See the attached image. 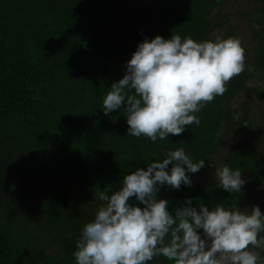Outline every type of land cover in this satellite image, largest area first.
<instances>
[{
	"label": "trees",
	"instance_id": "trees-1",
	"mask_svg": "<svg viewBox=\"0 0 264 264\" xmlns=\"http://www.w3.org/2000/svg\"><path fill=\"white\" fill-rule=\"evenodd\" d=\"M257 1L250 20L253 66L196 113L199 126L153 143L127 135L123 111L105 116L103 98L145 37L202 41L212 39L215 27L224 28V38L235 37L237 28L222 11L214 14L215 1L158 0L155 18L141 7L118 20L123 12L112 0H0V264H76L75 245L102 203L96 193L110 195L124 175L168 150L183 147L193 162L205 160L189 174L190 187L160 189L157 198L169 200L170 212L187 199L210 210L216 204L244 209L253 200L264 185V156L249 140L221 157L241 171V192L195 178L211 167L223 134L248 137L259 127L264 135V113L255 124L250 110L241 113L234 104L243 92L264 103V0ZM39 177H52V187L42 189ZM148 264L173 262L161 255Z\"/></svg>",
	"mask_w": 264,
	"mask_h": 264
},
{
	"label": "clouds",
	"instance_id": "clouds-1",
	"mask_svg": "<svg viewBox=\"0 0 264 264\" xmlns=\"http://www.w3.org/2000/svg\"><path fill=\"white\" fill-rule=\"evenodd\" d=\"M244 70L245 49L236 37H145L126 62L122 78L109 87L102 111L105 116L123 111L127 135L153 143L165 140L186 126H199L196 113L223 95L227 82ZM203 167L205 160L193 162L180 147L124 175L110 195L107 189L97 192L102 203L75 245L76 264H148L161 255L173 264H264V213L259 206L216 204L210 210L187 199L170 212L169 200L157 198L162 187H190L189 174ZM214 176L230 194L241 192L246 183L239 169L226 164Z\"/></svg>",
	"mask_w": 264,
	"mask_h": 264
},
{
	"label": "rangeland",
	"instance_id": "rangeland-1",
	"mask_svg": "<svg viewBox=\"0 0 264 264\" xmlns=\"http://www.w3.org/2000/svg\"><path fill=\"white\" fill-rule=\"evenodd\" d=\"M209 2L215 1L218 4L219 8L214 12L220 9L222 15H225L232 26L237 28L236 38L241 41L242 47L245 49V70L246 72L253 66V56L254 49L256 47V41L254 40L253 32V20L257 10L260 5L257 0H208ZM158 0H112L113 9L120 8V12H123V17L118 20L127 19L129 17H134L141 7H145L151 19L155 18L156 15V6ZM117 21V20H116ZM114 21V24L116 23ZM113 24V23H112ZM106 28L111 26V24H106ZM224 28L215 27L212 32V39L216 36L224 38ZM253 99V100H252ZM235 106L240 109L241 113L245 110H250V116L255 117V124L260 120L261 111L264 113V103L259 101L257 97L252 94L251 96L247 95V92H243L234 102ZM259 127L254 128L253 132L248 137L235 136H225L223 134L220 139V146L217 148V153L213 157V162L208 165V171L200 176L195 178L197 184L204 185L212 181H218L214 176L216 168H220L224 165L221 160L222 155L231 150L238 144H242L244 141H251L264 156V135L261 134L258 129ZM52 177H39L37 184L42 189H50L53 183ZM253 205L260 207L261 212L264 210V185L260 186L253 192V200L244 208H251Z\"/></svg>",
	"mask_w": 264,
	"mask_h": 264
},
{
	"label": "water",
	"instance_id": "water-1",
	"mask_svg": "<svg viewBox=\"0 0 264 264\" xmlns=\"http://www.w3.org/2000/svg\"><path fill=\"white\" fill-rule=\"evenodd\" d=\"M238 145H239V144H238ZM238 145H236L235 148H236Z\"/></svg>",
	"mask_w": 264,
	"mask_h": 264
}]
</instances>
